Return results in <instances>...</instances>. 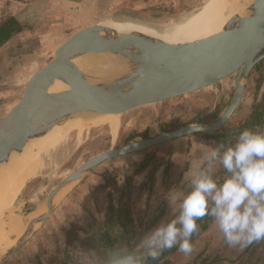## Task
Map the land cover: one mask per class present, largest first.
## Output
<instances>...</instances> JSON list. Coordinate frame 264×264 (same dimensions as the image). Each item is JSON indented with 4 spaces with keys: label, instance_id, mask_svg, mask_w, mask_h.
Wrapping results in <instances>:
<instances>
[{
    "label": "rangeland",
    "instance_id": "rangeland-1",
    "mask_svg": "<svg viewBox=\"0 0 264 264\" xmlns=\"http://www.w3.org/2000/svg\"><path fill=\"white\" fill-rule=\"evenodd\" d=\"M208 1L76 0L75 3L62 6L60 13L52 8L47 15L42 14V17L46 16V18L36 20V26L41 32L42 41H53L54 39L51 38L57 37L55 48L73 33L102 25L108 20L129 21L147 27L171 25L188 18ZM2 4L0 3V8L4 6ZM48 35H52L51 38H46ZM51 55V52L48 53V61H44L45 64L53 58ZM232 90L235 93L234 79L230 78L224 85L119 115L117 117L119 130L115 138H112L110 127L106 124L89 125L79 130H72L40 156L38 173L27 180L17 194L16 212L30 214L69 174L99 153L191 123L208 124L215 121L229 106L234 94ZM261 98L264 99V63L260 69L254 68L251 72L238 108L220 132H225L248 119L256 100ZM214 145L216 144L213 139L207 138L204 134H194L134 153L142 156L144 160L151 157L146 169L141 173L146 175L136 188L126 183L122 189L117 185L118 183H115L113 176L108 178L111 184L108 186L109 190L97 191L95 188L100 189V186L96 185L94 192L97 195L94 205L98 213L94 218L81 209L79 201L83 198L79 196L71 199L70 195H67L59 204L63 209L59 213L58 223L56 221L52 225L56 218L53 217L51 225L44 224L38 227L5 264H54L53 259L61 257L67 249V241L72 238L69 237V232H77L82 238L87 237L104 216L110 197L115 204H118L120 199L124 201L131 199L135 224L140 226L151 224L152 229L162 219L171 217L172 209L167 199L168 192L171 189L180 193L188 190L187 182L183 181L184 173L194 161L202 157L209 146ZM136 168L139 166H135L134 173ZM221 170L222 168L218 167L216 171L219 180L226 175L221 173ZM119 184L123 186V183ZM175 207L178 212L179 200ZM73 241L76 244V239ZM204 249L205 255L224 259L217 264H234L232 260L241 261L240 256L242 257L246 248L241 250L226 244L222 234L212 222L202 233L200 240L194 244L193 253L190 256L182 253L176 264L192 263L197 254ZM253 250L247 263L264 264V241L254 243L250 251Z\"/></svg>",
    "mask_w": 264,
    "mask_h": 264
},
{
    "label": "water",
    "instance_id": "water-1",
    "mask_svg": "<svg viewBox=\"0 0 264 264\" xmlns=\"http://www.w3.org/2000/svg\"><path fill=\"white\" fill-rule=\"evenodd\" d=\"M233 35L220 42L197 41L181 49H146L120 46L102 33L101 25L81 29L55 50L53 58L29 79L12 109L0 120V167L13 153L21 152L33 138L83 117L112 114L116 117L141 107L163 103L212 89L232 78L233 97L223 114L192 132L191 125L99 153L69 174L44 201L46 212L27 224L15 246L0 255V264L24 244L60 202L96 166L174 139L221 130L238 108L246 81L264 59V0ZM240 19L239 21H243ZM91 53H108L119 60L117 74L89 81L73 62ZM68 68L70 89L51 93L61 70ZM59 195V196H58Z\"/></svg>",
    "mask_w": 264,
    "mask_h": 264
},
{
    "label": "clouds",
    "instance_id": "clouds-1",
    "mask_svg": "<svg viewBox=\"0 0 264 264\" xmlns=\"http://www.w3.org/2000/svg\"><path fill=\"white\" fill-rule=\"evenodd\" d=\"M192 132L204 131L201 124ZM226 173L216 177L217 168ZM188 190L171 189L170 218L162 219L134 247L117 244L103 251L94 264H149L172 248L185 256L194 251L198 221L210 216L226 244L243 250L264 241V132L245 128L234 143L209 146L184 173ZM179 200V211L176 202Z\"/></svg>",
    "mask_w": 264,
    "mask_h": 264
},
{
    "label": "bare ground",
    "instance_id": "bare-ground-1",
    "mask_svg": "<svg viewBox=\"0 0 264 264\" xmlns=\"http://www.w3.org/2000/svg\"><path fill=\"white\" fill-rule=\"evenodd\" d=\"M255 3L256 0H209L188 18L171 25L147 27L129 21L108 20L101 25L106 28L102 33L117 45L138 49H183L201 40L220 42L234 37L237 30L248 23ZM73 62L89 81L115 75L120 69L119 60L108 53L86 54ZM61 74L51 93L70 89L67 80L70 81L74 73L63 68ZM101 124L109 125L112 138L116 137L119 123L112 114L74 118L45 136L29 140L23 151L13 153L0 167V255L16 245L29 222L46 212L44 202L28 215L18 214L15 206L20 189L38 173L40 156L72 130Z\"/></svg>",
    "mask_w": 264,
    "mask_h": 264
},
{
    "label": "crops",
    "instance_id": "crops-1",
    "mask_svg": "<svg viewBox=\"0 0 264 264\" xmlns=\"http://www.w3.org/2000/svg\"><path fill=\"white\" fill-rule=\"evenodd\" d=\"M75 1L0 0V3L4 5L0 8V120L15 105L32 75L48 61V53L51 52V57H53L59 45L54 48L57 37L51 38L52 35H48L46 38L54 39L53 41H42L41 32L37 30L36 20L40 21L42 18H46V16L42 17V14L46 13L47 15L52 8L60 13L62 6L75 3ZM117 160L119 162H116ZM143 160L144 158L137 154L107 160L88 173L69 192L68 196L70 195L71 199L79 196L83 198L82 201H79L81 209L94 218L98 213L94 205L97 195L94 192L95 189L97 191L109 190L108 186H111L108 181L109 176L115 177V183H118L117 185L122 189L126 183L136 188L139 181L146 175L141 173L146 169L147 164L134 173L135 166L142 164ZM119 183H123V186ZM96 185L100 186V189H94ZM62 209V205L58 206L47 217L43 225H51L53 217L56 218L52 225L55 224Z\"/></svg>",
    "mask_w": 264,
    "mask_h": 264
},
{
    "label": "trees",
    "instance_id": "trees-1",
    "mask_svg": "<svg viewBox=\"0 0 264 264\" xmlns=\"http://www.w3.org/2000/svg\"><path fill=\"white\" fill-rule=\"evenodd\" d=\"M264 63V59L259 62L255 69H260ZM261 81V79L259 80ZM245 128L255 131L264 132V99L256 100L253 105V111L248 119L241 122L239 125L230 127L225 132L204 134L207 138L213 139L215 144L233 143L238 134ZM151 158V157H150ZM146 158L145 162L136 168L135 173L138 172L149 160ZM225 173L221 170V173ZM131 199L124 201L120 199L118 204H115L110 197V202L104 216L98 221V224L91 229L87 237L82 238L77 232H69V237L72 236L74 241L69 239L67 241V249L65 253L58 258L53 259L54 264H94L93 253L96 258L102 257L103 251L109 247H114L117 244H127L129 247H134L139 239L144 234L151 230V224L148 226H140L135 224L134 217L130 204ZM213 220L210 216H206L199 220V230L192 237L193 245L200 240L202 233L212 224ZM253 245V244H252ZM251 246L247 247L240 256L241 261L232 260L234 264H248L250 256L253 251H250ZM182 253L178 252L176 248L166 250L158 261H150L149 264H176L179 256ZM249 258V259H248ZM224 259L218 256L212 257L205 255V249L202 250L194 258L190 264H217L223 262Z\"/></svg>",
    "mask_w": 264,
    "mask_h": 264
},
{
    "label": "flooded vegetation",
    "instance_id": "flooded-vegetation-1",
    "mask_svg": "<svg viewBox=\"0 0 264 264\" xmlns=\"http://www.w3.org/2000/svg\"><path fill=\"white\" fill-rule=\"evenodd\" d=\"M191 124H193V123H191ZM191 124H189V125H191ZM222 131V130H221ZM215 133H220V130H219V132H215ZM134 154V153H133ZM145 160H146V158H145ZM145 160L143 161V162H145ZM146 164H148V162L146 163ZM145 164V165H146Z\"/></svg>",
    "mask_w": 264,
    "mask_h": 264
}]
</instances>
